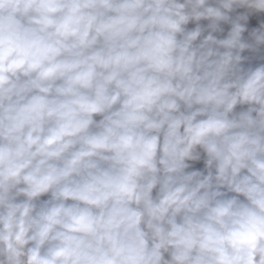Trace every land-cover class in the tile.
<instances>
[{
  "label": "clouds",
  "instance_id": "9594fccd",
  "mask_svg": "<svg viewBox=\"0 0 264 264\" xmlns=\"http://www.w3.org/2000/svg\"><path fill=\"white\" fill-rule=\"evenodd\" d=\"M0 264H264V0H0Z\"/></svg>",
  "mask_w": 264,
  "mask_h": 264
}]
</instances>
